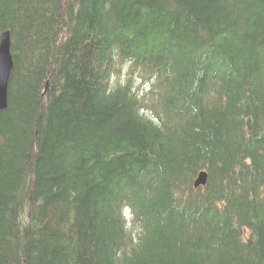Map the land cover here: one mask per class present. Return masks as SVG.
<instances>
[{"label":"trees","instance_id":"1","mask_svg":"<svg viewBox=\"0 0 264 264\" xmlns=\"http://www.w3.org/2000/svg\"><path fill=\"white\" fill-rule=\"evenodd\" d=\"M4 30L0 264H264V0H0Z\"/></svg>","mask_w":264,"mask_h":264},{"label":"water","instance_id":"2","mask_svg":"<svg viewBox=\"0 0 264 264\" xmlns=\"http://www.w3.org/2000/svg\"><path fill=\"white\" fill-rule=\"evenodd\" d=\"M10 48V32L5 31L0 37V113L4 111L8 105V84L14 67Z\"/></svg>","mask_w":264,"mask_h":264},{"label":"bare ground","instance_id":"3","mask_svg":"<svg viewBox=\"0 0 264 264\" xmlns=\"http://www.w3.org/2000/svg\"><path fill=\"white\" fill-rule=\"evenodd\" d=\"M75 25V24H74ZM77 28V27H76ZM69 32V31H68ZM64 33H66L67 34V32H64ZM63 35H65V34H63ZM62 41V40H61ZM12 48V47H11ZM108 67V66H107ZM106 73V72H105ZM107 74V73H106ZM127 78V77H126ZM110 86V85H109ZM9 100V99H8ZM9 103V102H8ZM141 149V148H140ZM121 150V149H120ZM123 151V150H122ZM119 152V151H118ZM122 153V152H121ZM124 153V152H123ZM115 154V153H114ZM249 178V177H248ZM242 180V179H241ZM250 182V181H249ZM215 190V189H214ZM124 209V208H123ZM131 218V217H130ZM239 224V223H238ZM258 228V227H257ZM259 231V230H258ZM138 234V233H137ZM244 235V234H243ZM252 237V236H251ZM222 238V237H221ZM257 242V241H256Z\"/></svg>","mask_w":264,"mask_h":264}]
</instances>
